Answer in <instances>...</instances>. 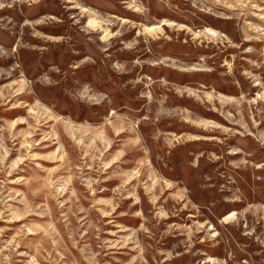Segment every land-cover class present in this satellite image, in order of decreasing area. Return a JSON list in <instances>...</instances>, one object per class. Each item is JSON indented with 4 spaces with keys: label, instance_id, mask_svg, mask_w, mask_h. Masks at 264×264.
<instances>
[{
    "label": "rangeland",
    "instance_id": "1",
    "mask_svg": "<svg viewBox=\"0 0 264 264\" xmlns=\"http://www.w3.org/2000/svg\"><path fill=\"white\" fill-rule=\"evenodd\" d=\"M0 264H264V0H0Z\"/></svg>",
    "mask_w": 264,
    "mask_h": 264
}]
</instances>
